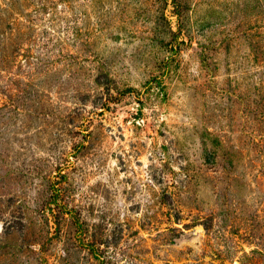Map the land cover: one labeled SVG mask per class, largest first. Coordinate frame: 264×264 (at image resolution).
<instances>
[{
  "label": "rangeland",
  "instance_id": "1",
  "mask_svg": "<svg viewBox=\"0 0 264 264\" xmlns=\"http://www.w3.org/2000/svg\"><path fill=\"white\" fill-rule=\"evenodd\" d=\"M0 264H264V0H0Z\"/></svg>",
  "mask_w": 264,
  "mask_h": 264
}]
</instances>
